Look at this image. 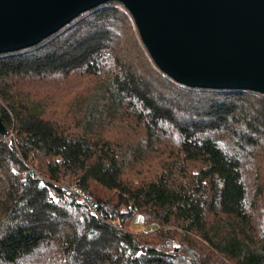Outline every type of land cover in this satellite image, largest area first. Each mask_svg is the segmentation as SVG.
<instances>
[{"label":"trees","instance_id":"obj_1","mask_svg":"<svg viewBox=\"0 0 264 264\" xmlns=\"http://www.w3.org/2000/svg\"><path fill=\"white\" fill-rule=\"evenodd\" d=\"M0 115V264H264V93L176 81L120 0L0 53Z\"/></svg>","mask_w":264,"mask_h":264},{"label":"water","instance_id":"obj_2","mask_svg":"<svg viewBox=\"0 0 264 264\" xmlns=\"http://www.w3.org/2000/svg\"><path fill=\"white\" fill-rule=\"evenodd\" d=\"M107 1L0 0V53L36 45ZM120 1L155 63L176 81L264 93V0Z\"/></svg>","mask_w":264,"mask_h":264},{"label":"rangeland","instance_id":"obj_3","mask_svg":"<svg viewBox=\"0 0 264 264\" xmlns=\"http://www.w3.org/2000/svg\"><path fill=\"white\" fill-rule=\"evenodd\" d=\"M132 40V42H134V38H132L131 39ZM134 54L135 55H138V51L137 50H134ZM69 84H71V82H68ZM51 89L53 90V91H57V90H60V88H63V87H65V86H67L65 83H60L59 85L58 84H56V83H52L51 85ZM68 87V86H67ZM235 141L237 142V139H235ZM258 161H259V159H258ZM257 162H255V160H254V164H256ZM139 225V224H138ZM137 225V226H138ZM139 230H141V229H139V228H137V233H139L140 231Z\"/></svg>","mask_w":264,"mask_h":264}]
</instances>
